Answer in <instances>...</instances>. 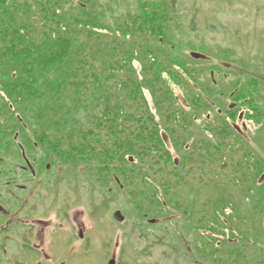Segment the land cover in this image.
<instances>
[{"label": "trees", "instance_id": "16d2710c", "mask_svg": "<svg viewBox=\"0 0 264 264\" xmlns=\"http://www.w3.org/2000/svg\"><path fill=\"white\" fill-rule=\"evenodd\" d=\"M136 9L120 14L100 0H0V205L16 213L19 175L29 189L24 207L30 194L35 204L48 194L60 200L67 183L85 203L80 190L87 181L84 194L95 211L96 194H108L124 198L122 211L140 220L132 233L123 226L118 264H140L148 220L170 210L183 223L152 226L168 225L175 241L169 249L184 253L182 264H264V184L256 186L264 174V156L256 158L257 148L264 153V53L253 62L250 51L240 57L219 45L212 53L203 39L186 47L172 29L181 13L175 5L137 0ZM193 54L219 65L193 66L206 61ZM171 82L183 88L186 106ZM243 108L261 126L249 134L251 143L233 127ZM65 168L73 178L65 180ZM222 217L237 243H187ZM5 220L0 216V227ZM127 242L135 248L127 251Z\"/></svg>", "mask_w": 264, "mask_h": 264}, {"label": "rangeland", "instance_id": "374dc122", "mask_svg": "<svg viewBox=\"0 0 264 264\" xmlns=\"http://www.w3.org/2000/svg\"><path fill=\"white\" fill-rule=\"evenodd\" d=\"M165 3H171V5H175L176 9L180 10L182 14L186 15V17H182V14L180 13V18L176 20L174 26H172V29L174 27V30L176 31L177 38H182L184 42V46H188L191 43L198 44L203 39L204 42L208 44V48L210 52L216 53L218 47L222 46L224 48H229L231 51L236 52L238 56L240 57H246L247 52L252 56V61L255 62L256 53H264V0H231L233 3V6L227 5L226 2H221V0H176L175 4H173V0H160ZM101 4H103L106 8H111V10H116L118 13L125 14L127 11L137 12L136 9V2L137 0H100ZM78 4V3H77ZM219 10V11H217ZM223 10V11H222ZM196 12L197 17L195 22H191L194 18V13ZM181 34H184V37H181ZM197 36H199L198 41H195ZM194 45V44H193ZM220 45V46H219ZM254 49V51H253ZM186 52V51H185ZM199 65H193L198 68H207L211 65H219V62H217L215 59L211 57V59H206L204 63H198ZM135 66L138 67L137 63H135ZM224 66L223 64H220V67ZM211 77L215 78V72L213 71V74H211ZM228 78V76L226 77ZM172 89L175 94V97L177 98V101L179 104H182L186 106L185 98H184V90L180 85H177L176 83L171 82ZM145 96L148 99L149 103L152 104L151 97L147 91H145ZM232 102H227V104H231ZM244 111V108L242 112ZM153 112L155 113V110L153 109ZM246 112V111H244ZM212 117V116H211ZM237 121V124L235 127H237L241 134L245 136L247 139H249V142L251 141V138H249V134H257V126H254L252 123H250L246 118H240L239 121ZM196 126L202 127L204 124V121L197 119ZM249 132V133H248ZM204 135L208 137L210 140H212L213 135L208 132H204ZM166 137V135L164 134ZM257 138V137H256ZM167 144L170 149L173 150L172 145L170 143V140L168 137H166ZM251 143V142H250ZM188 144H192V141H190ZM189 148V146H188ZM245 150L248 152V149L246 145L244 144ZM243 148L240 147V152ZM259 155H257V161L258 159H262L264 156L263 151L260 148H257ZM250 163L252 159L249 160ZM81 169H84L86 171V168L82 166ZM64 171H66V174H73V171L71 168L68 170L65 168ZM63 172V170H61ZM87 172V171H86ZM261 175L258 180L256 186L260 185L259 182L261 181L262 177ZM87 177V176H86ZM85 186H86V182ZM264 184V180L263 183ZM83 187L80 192H82V196L84 198V202H80L77 200V198L71 194V189H68L67 184L61 185L59 188V198L60 200L64 201V198H66L67 195L70 194V198H68L69 202L72 203L73 199H76L77 202L71 205L72 213L70 214L72 216L77 215L78 221L83 222L84 226L89 230L88 236L94 233V238L92 239V244L96 246H101L102 243V237L100 236V230L99 229H105L102 224L105 225L107 228L106 230H110L112 232L113 226L116 224L113 221V213L116 209L121 208H127V203L124 202V198L119 200H114L111 196L102 195L100 197L98 194L95 196V202L97 206H100L101 203H111L112 207L105 208V217L103 215L98 214V212L94 210L93 206H90V197H88L86 194H84ZM87 189V186H86ZM53 196V195H52ZM53 199L56 203L54 209L52 210V214L49 216V218H54V210L55 208H64L65 202L57 200L54 196ZM51 202V201H50ZM48 204V203H47ZM85 205V207H84ZM79 208V209H76ZM129 209V208H128ZM123 210V209H121ZM130 210V209H129ZM126 212L124 214L127 217V221L124 224V227H128V230H133V225L137 223L136 221H139V218H135L134 216L128 219V215L130 211L125 209ZM80 215H79V214ZM128 214V215H127ZM168 216L161 217L162 220H174V219H182L180 214H177L175 216V213L170 210L168 213ZM226 214H230V210H226ZM57 220L55 219L56 222ZM221 224L215 223V225L211 224L209 229H201V237L199 235L195 234L189 235L187 237V243H190L193 248L194 245L197 244L198 247H204L205 242L202 239H208L213 238L215 239V243L217 247H222L224 242H228L231 244L237 243V239L233 238L232 234H235V231L232 228V225H230L225 217L221 218ZM112 223V224H111ZM166 222H163V224H166ZM162 224V225H163ZM172 224V222L170 223ZM223 225V226H222ZM102 226V227H101ZM118 227V230L115 231V233L118 231L121 236V252L120 256L122 254V248L125 244V241L123 239V226L116 224ZM101 227V228H100ZM111 227V229H110ZM168 228V225L161 226V227H153L150 225L148 229L145 231V240L142 244L139 245V248L137 250L138 257L140 260V264H175L179 263L182 264L184 262L183 260V254H174L170 249L169 246L174 245L175 241L170 237V232L167 234L164 230V228ZM200 227V226H199ZM209 227V226H208ZM215 228L217 229V234L214 232L212 233L211 229ZM161 228V229H160ZM134 231V230H133ZM164 231V232H163ZM128 233V232H127ZM130 233H132L130 231ZM152 233V236L150 235ZM123 234V235H122ZM77 240V239H76ZM209 240V239H208ZM79 241V240H78ZM162 243L161 247L154 246L157 243ZM80 244V242H78ZM127 251L132 249L136 244L133 242H127ZM173 246V248H174ZM191 247V246H190ZM189 247V248H190ZM135 248V247H134ZM147 255H143V253ZM100 253H96V256H98ZM150 254V256H148ZM168 255H170L168 257ZM134 256V253H133ZM132 256V257H133ZM64 260V259H63ZM198 263L197 264H204V262L195 259ZM100 262L94 263V262H87L84 264H107L108 262H103V260H99ZM128 264L132 262L133 259L128 258L126 260ZM187 262H185L186 264ZM0 264H12V263H0Z\"/></svg>", "mask_w": 264, "mask_h": 264}, {"label": "flooded vegetation", "instance_id": "af4514ba", "mask_svg": "<svg viewBox=\"0 0 264 264\" xmlns=\"http://www.w3.org/2000/svg\"><path fill=\"white\" fill-rule=\"evenodd\" d=\"M33 177L36 179L37 174ZM66 178L73 176L68 173ZM21 179L19 175L14 181L15 187L20 191V195H15L18 202L16 213L12 214L0 205V216L6 218L4 225L0 227V263L82 264L89 261H110L115 257L119 261L122 244L120 234L118 231L115 233L116 227L112 232L99 229L103 238L101 246L93 245L94 233L88 236L89 230L83 222L78 221L79 217L70 214L73 211L71 205L77 200L80 201V197L70 203L68 200L70 194L67 195L64 201L62 200L65 202V207L55 209L52 219L49 216L52 214L55 201L51 194L44 196L46 201L43 205L35 204L32 194L24 201L26 206L21 205L22 194L29 190ZM67 185L69 189L71 185L69 183ZM84 186L85 183L82 184L81 190ZM71 194L75 195L72 189ZM98 195L102 197L103 194ZM108 207H112V204L101 203L100 208L97 209L98 214L102 215ZM55 219L57 221L53 222ZM96 253L100 254L96 256Z\"/></svg>", "mask_w": 264, "mask_h": 264}, {"label": "water", "instance_id": "95a60500", "mask_svg": "<svg viewBox=\"0 0 264 264\" xmlns=\"http://www.w3.org/2000/svg\"><path fill=\"white\" fill-rule=\"evenodd\" d=\"M194 56H198V55H194ZM115 218L119 221H122L123 220V216L121 214V212H117L116 215H115ZM109 264H115V260H112Z\"/></svg>", "mask_w": 264, "mask_h": 264}]
</instances>
